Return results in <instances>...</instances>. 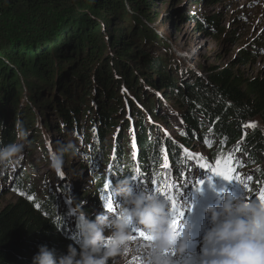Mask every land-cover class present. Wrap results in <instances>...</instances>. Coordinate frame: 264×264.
<instances>
[{"label":"trees","instance_id":"obj_1","mask_svg":"<svg viewBox=\"0 0 264 264\" xmlns=\"http://www.w3.org/2000/svg\"><path fill=\"white\" fill-rule=\"evenodd\" d=\"M149 5L150 0H0V144L17 143V125L28 136L33 134L38 129L37 112L41 113L42 125L50 126L43 113V108H48L59 121L61 133L83 131V139L90 147L85 150L90 161L105 162L97 165L100 169L98 189L103 192L106 180L101 179L100 173L110 164L109 156L113 152L104 149L105 141L111 128L117 127L115 116L124 112L131 101L128 95L118 100V81L112 86V74L120 73L125 76L123 87L129 86L130 91L143 88L140 85L143 81L153 92L175 93L173 97L182 112L185 130L184 139L179 143L181 148L175 147L160 140L144 112H133L129 119L124 117L126 133L118 136L120 145L115 150L119 167L117 180H121L122 174L131 177L137 169L149 173L163 165L164 147L172 165L180 166L182 150L203 142V135L208 132L214 137L213 146L208 147L211 162L236 149L239 156L246 158L244 165L261 180L264 178L261 162L264 160V77L249 78L234 68L219 67L210 68L205 80H186L178 77L177 69L162 59L145 56V53H140L136 59L132 50L135 46L129 47L122 40L129 36L131 41L137 38L138 43L151 45L152 36L142 21L144 18L154 22L155 18H147ZM60 14L62 19H54ZM109 42L110 50L106 46ZM120 55L135 60L137 69L142 65L153 77L128 68ZM249 59L251 61L243 55L244 61ZM63 65L70 69L65 77H69L71 83L61 79ZM44 89L48 91L44 93ZM88 98L92 100L91 105L87 104ZM85 107L88 108L83 110ZM85 117L89 125H85ZM253 124L260 128L245 127ZM86 127L90 131L84 130ZM122 139L125 146H121ZM38 142L40 150L44 151V143L38 137L31 144L36 146ZM69 142L72 141L64 139L60 143ZM8 169L2 170L4 176H0V182L3 184L15 180ZM51 182L50 186L55 185L54 180ZM32 183L30 181L26 188L20 185L18 190L25 197L17 198L0 210V264H33V257L42 245L54 250L58 257L67 253L69 245L78 247L66 237L58 212L61 193L68 198L72 195L69 183L56 184L50 194L44 195L46 198L37 194ZM88 201L91 208H96L98 194L84 196L82 202ZM65 210L64 206L61 211ZM86 212L94 215L89 209Z\"/></svg>","mask_w":264,"mask_h":264},{"label":"rangeland","instance_id":"obj_2","mask_svg":"<svg viewBox=\"0 0 264 264\" xmlns=\"http://www.w3.org/2000/svg\"><path fill=\"white\" fill-rule=\"evenodd\" d=\"M199 1L150 0L148 7L150 14H147V18H155L154 22H151L150 19L146 21L144 18L141 20L145 24L146 31L152 36L151 45L144 46L137 42V38L131 41L129 36L124 37L122 42L124 44L128 43L126 45L129 47L135 46V49L132 50L136 59L140 57V53H145V56H151L154 59H162L170 63L172 68L177 69L178 73L176 74L178 77L186 80H205L208 77L210 68L219 67L234 68L235 71L249 78L264 77V0H212V2L201 4ZM57 17L62 19L61 14L56 15L54 19ZM64 27V24H62L61 29L63 31ZM125 34H129V32ZM110 45V42L106 44L108 48ZM118 46L122 47L120 44ZM244 54L251 58V61L250 59L244 61ZM116 55L119 56L118 54ZM120 58L125 61L124 63H126L128 68L137 69L135 60L131 61L129 57L123 55H120ZM63 68L64 72L62 71L61 79L71 83L69 77L67 79L65 77V75H69L70 69H68L67 65H63ZM74 70L76 71L77 69ZM106 70L109 72L108 69ZM137 70L143 71L144 74L149 73V70L142 65H139ZM121 75L123 74L115 73V76L112 74L114 77L111 82L113 83L112 86L114 87V83L116 84V81H118L120 85V88L117 89L119 93L118 100L125 99V96L128 95L131 101L125 106L124 112H121L119 116H115L114 122H116L117 127L111 128V134L105 141L104 149L113 151L109 156L111 159L108 163L116 160L115 150L117 145H120V141L119 143L117 142L118 136L120 133L125 132L123 131L124 117L131 118L130 116H133V112L145 113L147 120L150 122L149 124L158 131V137L163 143L170 142L175 147H180L179 143H182L181 141L184 139L185 127L182 123V112L179 109L177 100L174 98L176 94L160 93L159 90L153 92L150 90V86L143 81H140V85L143 88L130 91L128 89L129 86L125 85V88L123 87V77L125 76ZM149 75L152 76L153 74L149 73ZM92 86L93 88L95 87L94 85ZM46 91L48 90H43L44 93ZM91 92L94 91L91 90ZM91 103L92 100L88 98L87 104L91 105ZM149 105L152 109H149ZM87 108L85 107L83 110ZM43 113L46 114L44 118L47 119L46 121L43 119V121L50 126L42 125L43 122L39 117L41 113L37 112V128L39 131L35 129L33 134L28 136V133H26L22 139L17 140V143L24 145L22 156L26 158L22 159L21 157V161H18L8 169V173L15 174L22 169L19 178L25 182L20 181L17 187L22 185V187L26 188L25 186L32 181V185L37 188V194L42 198H46L44 195L50 194L56 184L62 183V181L69 183V187L72 188V198H68L64 193H61V205L58 212L61 213V209L64 207L63 203L67 201V205L73 213L71 219L76 220L75 209L77 204L82 203L84 196L88 197L89 193H99L98 184L100 178L97 177V174L100 169L97 166L96 170V165L87 158L85 150L90 147L87 141L83 139V131L73 130L70 133H61V128L57 124L59 121H57L54 113L48 108H43ZM85 121V125H89L87 123L88 118L85 117ZM253 125L260 128L256 124ZM84 130L90 131V128L86 127ZM127 135L131 137V134ZM204 135L209 136L211 133L208 132ZM37 137L43 141L44 151L40 150L39 142L36 146H32L31 142ZM64 139L72 141L79 149V152L76 155L71 153L64 155L63 170L62 173L58 174L50 167V153L56 151L62 145H66L60 143ZM124 142L122 139L121 146H125ZM188 147L189 149L187 148L186 150H188L191 157L205 158L209 154L205 141L190 144ZM133 149H136L134 145ZM105 150L104 153L106 152ZM230 152L231 150L228 153ZM233 152L236 157L235 161L241 159L242 163H244L246 158L239 156L235 151ZM96 161L102 165L105 163L101 160ZM261 162L264 164V160ZM108 167L109 165L106 166L105 172L100 173L101 179L105 178ZM51 180H54L55 185L50 186ZM11 187L12 185L8 183H1L0 185V210L5 205L25 195L13 192ZM261 188L262 186H259L258 190ZM254 195L255 192L251 195L250 200H252ZM88 202H83L84 211L89 209V211L93 212L94 217L97 214H105L102 210L91 208V203L90 201ZM184 258L186 262L188 258L185 256ZM143 259L142 251H133L126 258L120 259L119 264H143Z\"/></svg>","mask_w":264,"mask_h":264},{"label":"clouds","instance_id":"obj_3","mask_svg":"<svg viewBox=\"0 0 264 264\" xmlns=\"http://www.w3.org/2000/svg\"><path fill=\"white\" fill-rule=\"evenodd\" d=\"M17 129L20 139L25 133L19 125ZM23 151L22 143L0 144V170L16 164ZM78 152L72 142L62 145L50 153V167L62 173L64 155ZM116 192L123 202L115 216L97 214L93 219L84 211L83 202L77 204L78 247L69 245L67 253L58 257L42 245L33 264H119L133 251L143 252V264H176L174 257L188 255L194 225L188 220L177 225L176 214L162 195L137 193L127 177L118 182ZM207 213L211 227L203 236L202 253L189 256L185 264H264V206L229 195L222 207L209 206ZM134 226L150 239L137 242Z\"/></svg>","mask_w":264,"mask_h":264},{"label":"snow or ice","instance_id":"obj_4","mask_svg":"<svg viewBox=\"0 0 264 264\" xmlns=\"http://www.w3.org/2000/svg\"><path fill=\"white\" fill-rule=\"evenodd\" d=\"M245 127H255V125H245ZM94 131H95V129H94ZM209 147H211V144H209ZM228 163H230V159L227 163H225V166L223 168H221L220 162L218 161L217 167L215 169H212V171L215 173V176L222 177L223 179H225L227 181H232L234 179L233 175H232L233 169L228 167ZM139 171L140 170L137 169V173H139ZM249 179H251V177H249ZM200 183H201L202 187L200 189H198V191L202 190V188H203V181H200ZM155 191H158V189L154 190L153 193H155ZM29 198L32 199V197H29ZM165 199L167 201H171L173 208H175V200L172 196L165 195ZM252 203L264 206V189H261L260 196H259L258 200H253ZM109 207H111V205H109ZM179 215L181 217H183L184 212L181 211L179 213ZM248 219H249V221H251V218H248ZM176 223H177V221H176ZM177 225H179V224L177 223ZM133 230L137 231L138 236L143 238L144 241H147L150 239V236L148 234H146L143 229H137V227L134 226ZM171 255L175 256V252L171 253Z\"/></svg>","mask_w":264,"mask_h":264},{"label":"bare ground","instance_id":"obj_5","mask_svg":"<svg viewBox=\"0 0 264 264\" xmlns=\"http://www.w3.org/2000/svg\"><path fill=\"white\" fill-rule=\"evenodd\" d=\"M198 53V52H197ZM200 53V52H199ZM18 175V174H17ZM16 175V176H17ZM15 179H17L16 177H15ZM175 258V260H177L176 261V264H180V263H183V264H185V258L184 259H182L181 257H174ZM186 260H188V259H186Z\"/></svg>","mask_w":264,"mask_h":264}]
</instances>
